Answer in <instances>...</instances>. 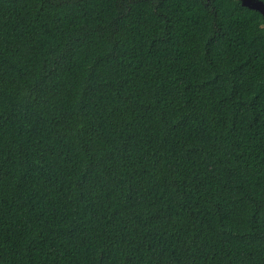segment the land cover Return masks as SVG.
Instances as JSON below:
<instances>
[{"label": "trees", "instance_id": "obj_1", "mask_svg": "<svg viewBox=\"0 0 264 264\" xmlns=\"http://www.w3.org/2000/svg\"><path fill=\"white\" fill-rule=\"evenodd\" d=\"M0 264H264L262 14L0 0Z\"/></svg>", "mask_w": 264, "mask_h": 264}, {"label": "water", "instance_id": "obj_2", "mask_svg": "<svg viewBox=\"0 0 264 264\" xmlns=\"http://www.w3.org/2000/svg\"><path fill=\"white\" fill-rule=\"evenodd\" d=\"M242 6L258 10L264 17V1L263 0H240Z\"/></svg>", "mask_w": 264, "mask_h": 264}]
</instances>
